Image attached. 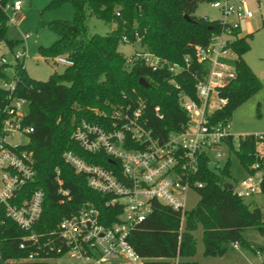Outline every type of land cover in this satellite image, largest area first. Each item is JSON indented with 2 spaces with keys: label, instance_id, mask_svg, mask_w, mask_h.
<instances>
[{
  "label": "trees",
  "instance_id": "obj_1",
  "mask_svg": "<svg viewBox=\"0 0 264 264\" xmlns=\"http://www.w3.org/2000/svg\"><path fill=\"white\" fill-rule=\"evenodd\" d=\"M7 1L1 0L0 4V42L4 41L11 51L18 42L5 40L9 21L2 8ZM203 1L54 0L52 5L70 3L73 20L71 23H49L48 28L57 40L48 48L39 47L37 54L41 58H57L62 49L72 47L66 57L72 65L42 82L30 79L18 61L14 64L12 79H7L4 71L8 65L0 64V81L14 83L11 95L0 89V127L10 95L25 100L28 112L23 123L32 128L24 150L31 156L35 175L20 200L27 199L36 189H41L44 194L41 214L29 231L20 230L0 206V259L4 264H45L42 259L54 256L47 253V244L54 241L55 246L58 245L57 224L84 206L95 208L103 225L114 220L117 211L105 206L107 197L90 190L85 177L75 173L62 155L71 152L87 163L108 168L110 161L107 157L84 152L72 139V133L81 122L98 124L99 112H107L111 106L132 103L137 98L145 102L147 109L160 106L163 120L152 118L150 121V126L156 129L176 130L187 121L178 105L175 86L179 85L183 93L194 98V85L205 74L204 66L194 59V48L206 46L210 36L222 30L218 21L194 17L195 9ZM184 15L194 23L186 21ZM86 16L113 24L114 29L106 36L87 37ZM79 38L82 39L77 41ZM246 38L243 36L232 44L238 57L234 62L236 78L221 91L220 97L226 100V104L212 113L210 119L213 123L229 122L232 113L260 89L259 80L242 60L249 49ZM136 42L141 52H148L169 64H178L185 70L179 75H173L167 69L152 71L135 59L126 65L118 46ZM185 59L188 60L187 67ZM140 78L149 87L140 86ZM225 144L229 154L234 155L245 170L255 162L253 135L237 140L228 138ZM207 162L206 154L198 158L192 181L201 183L202 187L195 191L199 196L195 208L184 214L180 236L179 212L156 202L152 203L151 214L129 234V244L137 255L150 260L149 264H166L163 260L173 259L176 255L181 259L180 264H195L188 260L195 254L193 232L198 228L202 232L205 257H223L226 246L233 244L254 253L264 249V208L236 197L209 169ZM229 165L228 159L223 174L228 175ZM56 171L62 188L69 192V200H62L57 193ZM259 194L264 195V182ZM249 230L262 239V245L252 244L244 237ZM31 234L36 239L35 245L26 241ZM21 243L23 249L19 248ZM29 255L34 256L33 261H25Z\"/></svg>",
  "mask_w": 264,
  "mask_h": 264
},
{
  "label": "built area",
  "instance_id": "obj_2",
  "mask_svg": "<svg viewBox=\"0 0 264 264\" xmlns=\"http://www.w3.org/2000/svg\"><path fill=\"white\" fill-rule=\"evenodd\" d=\"M210 6L218 10L222 30L212 34L206 46L194 48L196 63L205 68L204 76L194 85V98L183 93L179 85L175 86L178 105L187 117L179 129L168 131L150 126L152 118L163 120L160 106L147 109L145 102L137 98L132 103L111 106L107 112H99L98 124L81 122L72 133V139L84 152L107 157L109 167L87 163L71 152L62 155L64 162L85 177L90 190L107 197L105 206L116 210L117 214L109 225H103L97 210L87 205L62 219L55 231L58 245L52 241L46 246L47 253L54 256L42 259L45 264H149L150 260L137 255L128 237L151 214L153 202L179 212L180 236L184 227L186 195L202 187L201 183L192 181L198 158L206 154L209 166L210 154L219 159L222 148H227L225 140L234 138L229 122L213 123L210 117L226 104L220 93L236 78L234 62L238 57L232 44L243 37L241 23H248L252 18L244 0H214ZM10 8L17 17L21 3L15 1L9 5L7 1L2 9L6 14ZM16 19L8 21L13 23ZM123 42H126L125 38ZM20 58V54L13 55L15 62ZM133 59L140 60L152 71L167 69L169 73L179 75L185 70L148 52H136L134 57L125 59V64L130 65ZM0 64H7L2 54ZM54 64L72 65L70 60L61 57L55 58ZM187 66L188 60L185 59ZM0 89L11 95L14 83L0 81ZM10 95L0 127V206L20 230L29 231L41 214L44 194L41 189H36L27 199L20 200L35 175L31 156L24 150L32 128L24 125L25 116L19 113V107L27 103ZM253 136L255 162L245 170L244 180L231 186L233 194L243 200L259 194L264 182V135ZM22 139L26 140L25 144ZM215 167L218 168L217 163ZM58 175L56 171L57 193L62 200H69V192L62 188ZM26 241L36 244L33 234ZM232 247L239 248L237 244ZM19 248L23 249L24 244L21 243ZM254 254L259 263L264 264V249L256 250ZM33 260V255L25 259L28 262ZM163 261L180 264L181 259L176 255Z\"/></svg>",
  "mask_w": 264,
  "mask_h": 264
},
{
  "label": "rangeland",
  "instance_id": "obj_3",
  "mask_svg": "<svg viewBox=\"0 0 264 264\" xmlns=\"http://www.w3.org/2000/svg\"><path fill=\"white\" fill-rule=\"evenodd\" d=\"M21 3V10L17 17L13 14L12 9L6 10L9 20L15 18L16 21L8 23L5 33V40L18 42V44L10 51L4 41L0 42V54L4 55L7 60L8 67L5 69L7 79L13 77V67L15 61L13 55L20 54L18 61L23 65L26 75L36 81H47L53 73L61 74L66 68L63 65L54 64L56 57L41 58L37 54L39 47L48 48L56 40L57 36L52 33L48 24L51 22L71 23L73 20V9L69 2L58 5H52L54 0H9L11 5L13 2ZM245 7L252 13V18L248 23H241V34L247 36L248 51L242 56L244 63L250 68L253 74L260 82V89L238 107L230 118V133L237 139L244 135H264V0H244ZM194 17L206 19L208 21H218L220 14L218 10L210 6V1L204 0L200 3L193 13ZM86 36L93 35L106 36L113 29V24H106L93 16H86ZM25 36H27L25 38ZM79 38L77 41H80ZM72 47L61 50L58 57L66 58L71 52ZM118 52L125 58H130L135 52H141L138 42L120 43ZM28 112L27 105L19 107V113L26 116ZM25 144L26 140H21ZM229 159L228 175L223 174V167ZM217 163V167H215ZM209 169L215 173L225 183L235 186L240 184L246 176V171L240 166L237 158L229 154L228 149L223 147L221 157L215 158L214 154H210ZM199 196L195 191H189L185 198V211L195 208L198 203ZM245 203L252 206L264 208V195L256 194ZM195 240V254L188 261L195 264H260L254 252L237 248L232 245L226 246V253L220 258H211L203 256L202 232L198 228L193 232ZM244 237L255 245H262V239L249 230L244 233ZM0 264H4L0 259Z\"/></svg>",
  "mask_w": 264,
  "mask_h": 264
},
{
  "label": "water",
  "instance_id": "obj_4",
  "mask_svg": "<svg viewBox=\"0 0 264 264\" xmlns=\"http://www.w3.org/2000/svg\"><path fill=\"white\" fill-rule=\"evenodd\" d=\"M183 18L186 21H188V22L194 23V21L190 20L186 15H184ZM138 83L142 87H149L148 83L144 79H142V78L139 79ZM225 187H227L228 190H231V185L230 184L225 183Z\"/></svg>",
  "mask_w": 264,
  "mask_h": 264
}]
</instances>
